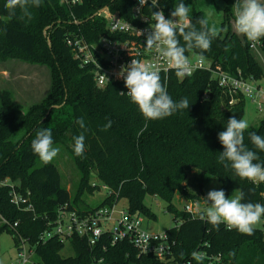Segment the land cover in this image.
I'll return each mask as SVG.
<instances>
[{
	"label": "trees",
	"instance_id": "trees-1",
	"mask_svg": "<svg viewBox=\"0 0 264 264\" xmlns=\"http://www.w3.org/2000/svg\"><path fill=\"white\" fill-rule=\"evenodd\" d=\"M184 2L190 9L191 22L199 29L198 20L206 17L197 8L198 0ZM4 3L0 0V61L13 59L46 67L49 86L41 100L27 107L16 102L9 89L0 88V217L11 225L16 223L14 228L0 224V234L9 233L15 246L19 237L35 245L38 264H91L101 256L110 264H163L152 256H138L124 242L110 246L107 235L92 248L84 240L74 238L66 244L73 252L69 256L60 254L65 244L57 238L39 240L60 206L67 203L82 212L109 204L114 195L90 209L84 199L106 186L118 193L135 215L155 218L144 202L146 196L165 202L166 211L178 220L165 231L174 243L172 257L177 263L190 260L198 264L192 253L203 252L206 257H219L212 263L205 257L203 264H264V236L260 229L247 235L227 230L223 224L217 228L200 219L199 213L193 215L177 208L173 201L178 195L191 202L199 199L187 190V183L202 194L204 185L216 180L226 196L242 191L244 202L264 205V183L254 185L242 180L218 161L223 146L217 133L224 130L228 118H242L245 99L223 91L207 72L182 79L171 72L167 81L161 78V82L174 101L187 98L189 108L164 119L147 121L145 129L137 106L123 92L124 84L98 87L91 70L79 66L64 40L67 30L76 26L89 30L97 24L88 18L103 6L131 21L130 0H81L73 6L61 4L60 0H41L39 7L31 9L30 18L19 9L10 15ZM158 3L168 16L175 0ZM234 3L225 0L220 30L210 48L188 50L185 55L203 56L226 71H240L260 84L264 66L250 49L251 42L231 27ZM71 13L82 22H69ZM47 27L50 29L45 34ZM207 28L210 29L208 21ZM88 37L94 40L96 34ZM178 39L183 45L182 38ZM258 43L264 54V38ZM78 118H83L85 128L76 123ZM109 120L111 126L105 130ZM45 127L52 130L54 146H63L76 167L79 179L73 193L62 184L57 166L52 161L43 164L31 150L36 131ZM249 132L264 137V120L245 131L244 143L251 149ZM81 134L85 136V150L82 156H76L71 145L73 138ZM258 155L264 161V152ZM93 177L94 185L90 182ZM5 179L19 193L29 194L33 212L21 211L10 202L9 187L1 184ZM102 244L106 246L104 251Z\"/></svg>",
	"mask_w": 264,
	"mask_h": 264
},
{
	"label": "built area",
	"instance_id": "built-area-1",
	"mask_svg": "<svg viewBox=\"0 0 264 264\" xmlns=\"http://www.w3.org/2000/svg\"><path fill=\"white\" fill-rule=\"evenodd\" d=\"M81 0H60L61 4L73 6ZM130 17L127 20L119 12H112L108 6L97 9L88 20H95V24L89 30H82L78 26L67 30L65 43L70 49L73 59L82 68H89L93 74L94 82L98 87L108 84L123 83L117 75L121 65L128 64L131 59H137L144 63H150L159 68L160 77L167 81L171 72L176 70L170 68L154 51H147L145 37L151 31V14L153 11L163 10L158 3L157 8H151L150 0L146 5H140L139 0H130ZM164 11V10H163ZM69 22L78 25L82 21L70 14ZM166 16V15H165ZM168 17V16H166ZM50 27L44 31L48 33ZM96 34L94 40L89 35ZM257 42L250 43L253 49ZM188 57V68L185 75H177L180 79L192 76L196 72H207L217 85L228 93L241 95L249 100L255 110L264 116V85L258 84L250 77H244L240 71L229 72L224 70L218 63L197 54H190ZM202 59H198L201 58ZM123 92L126 94L127 89ZM9 187L10 202L21 211L33 212V206L28 201V193L23 195L16 190V187L9 180L1 183ZM94 185V183H92ZM105 190L104 198L112 195L113 199L109 204H104L96 209L78 212L70 208L66 203L60 206L55 218L47 223V228L39 235V240L44 242L50 238H57L63 244H70L74 238L84 240L92 248L104 235L108 236L110 246L124 242L130 245L138 256L148 255L156 258L163 264H193L190 260L177 263L172 257V246L166 232H152L143 227V216L132 214L128 211L127 204L121 203L118 193L109 190L106 186H100ZM103 198V199H104ZM184 210L198 214L192 210V205L185 204ZM0 224L14 228L16 223L11 225L7 220L0 217ZM264 236V220L262 223ZM102 250H106L102 244ZM197 254L205 255L203 252ZM210 263L218 261V256L206 257ZM7 264H38L35 259V245L30 244L22 237L18 238L16 246V257ZM91 264H110L101 256L94 258Z\"/></svg>",
	"mask_w": 264,
	"mask_h": 264
},
{
	"label": "clouds",
	"instance_id": "clouds-1",
	"mask_svg": "<svg viewBox=\"0 0 264 264\" xmlns=\"http://www.w3.org/2000/svg\"><path fill=\"white\" fill-rule=\"evenodd\" d=\"M149 0H139L140 5L148 4ZM41 0H5L4 9L14 15L19 9L24 16L31 17V9L39 7ZM151 8H157L158 0H150ZM190 9L184 0H175L168 17L163 10L153 11L150 24L151 31L145 37L147 51H154L177 75H185L188 68L186 51L192 49L208 50L215 31L207 28V20L200 19V28L191 22ZM233 29L249 42H257L264 38V0H235ZM178 37L182 38L181 45ZM198 59H202L198 58ZM117 75L123 80L127 96L135 104L142 115L147 128V121L169 117L176 112L189 108L187 98L174 101L167 88L161 82L158 67L131 59L126 65H121ZM77 124L83 129V118H78ZM111 126L109 120L104 125L106 130ZM249 128L246 119L232 116L226 120L224 130L217 133V139L223 146L219 151L218 161L225 168L231 169L242 180L251 181L254 185L264 183V161L260 160L258 152H264V137L256 132H249L248 139L253 145L249 148L244 143L245 131ZM83 134L73 138L71 145L76 156H82L85 150ZM31 150L43 164L51 162L59 149L54 146L52 130L42 128L36 131L31 141ZM204 205L199 209V217L214 227L223 224L227 230L235 229L241 234L252 235L255 227L264 219V205L244 202L243 192L226 196L225 190L212 189L203 197ZM192 258L203 264L204 255L192 253Z\"/></svg>",
	"mask_w": 264,
	"mask_h": 264
},
{
	"label": "rangeland",
	"instance_id": "rangeland-1",
	"mask_svg": "<svg viewBox=\"0 0 264 264\" xmlns=\"http://www.w3.org/2000/svg\"><path fill=\"white\" fill-rule=\"evenodd\" d=\"M232 3L235 0H229ZM225 6V0H198L197 8L201 10L209 24L210 29H213L215 33L220 30V23L222 21V11ZM234 21L231 22V27L233 28ZM234 30V29H233ZM259 44V43H258ZM258 61L264 66V54L260 50V44L255 48L251 49ZM18 62V61H17ZM5 61H0V68L6 67ZM22 64V63H21ZM25 64L26 69L22 67L26 72H35V76L30 80V85L25 89H22L21 83L15 81V89L17 91L16 99L24 106L27 107L32 103H35L45 96L48 86H49V74L48 70L44 66L32 65L29 63ZM12 69V68H11ZM15 69V68H13ZM12 69V70H13ZM19 67H16V71H19ZM3 82V83H2ZM0 82V88L7 87L5 80ZM29 84V81L27 82ZM260 84L264 85V79L260 81ZM241 119H246L249 123V127L256 126L261 120H264V116L255 110V106L247 99L244 103V113ZM59 152L57 156L52 160V162L57 166L59 173L61 175V182L71 193L74 192L76 183L79 179L78 172L69 154L66 152L63 146H57ZM91 184L96 183V179L93 177L90 179ZM212 189H220V185L216 180H211L206 183L202 189V194H198L193 188L191 183H187V190L190 193L198 195L199 199L192 201L188 199H183L179 195L175 197L174 204L177 208L182 209L185 204L192 205V210L198 212L199 209L205 207L203 197L206 196L207 192ZM234 193L232 196L236 195ZM105 196V190L100 188L92 195H85L87 209L96 207L101 204ZM230 196V197H232ZM145 204L150 208L151 212L155 215V218L142 217L143 227L152 232H164L167 229L174 227L178 224V220L175 221L172 214L166 211V204L162 200L153 196H146L144 200ZM121 203L126 205L125 200H121ZM263 220L255 228L262 229ZM62 256H69L73 254L71 248L65 245L63 250L60 252ZM16 257V246L11 237L7 232L0 234V264H7L13 261Z\"/></svg>",
	"mask_w": 264,
	"mask_h": 264
},
{
	"label": "crops",
	"instance_id": "crops-1",
	"mask_svg": "<svg viewBox=\"0 0 264 264\" xmlns=\"http://www.w3.org/2000/svg\"><path fill=\"white\" fill-rule=\"evenodd\" d=\"M6 67L0 68V82L5 80V83L7 87L6 89H9L13 93V97L16 102H19L16 99L17 91L15 89V81L21 83L22 89H25L27 86L30 85V80L35 76V72L31 71H25L23 68L26 69L27 66H25V62H21L13 59H9L5 61ZM22 63V64H21ZM16 67H19V71H16ZM15 68V69H12ZM29 81V84L27 83ZM3 83V82H2ZM20 103V102H19Z\"/></svg>",
	"mask_w": 264,
	"mask_h": 264
},
{
	"label": "water",
	"instance_id": "water-1",
	"mask_svg": "<svg viewBox=\"0 0 264 264\" xmlns=\"http://www.w3.org/2000/svg\"><path fill=\"white\" fill-rule=\"evenodd\" d=\"M46 30H47V28L44 29V31H46Z\"/></svg>",
	"mask_w": 264,
	"mask_h": 264
}]
</instances>
